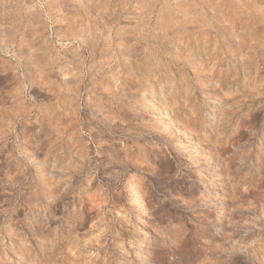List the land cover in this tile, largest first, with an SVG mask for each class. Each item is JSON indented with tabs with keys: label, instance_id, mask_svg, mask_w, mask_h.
Returning <instances> with one entry per match:
<instances>
[{
	"label": "rangeland",
	"instance_id": "rangeland-1",
	"mask_svg": "<svg viewBox=\"0 0 264 264\" xmlns=\"http://www.w3.org/2000/svg\"><path fill=\"white\" fill-rule=\"evenodd\" d=\"M0 264H264V0H0Z\"/></svg>",
	"mask_w": 264,
	"mask_h": 264
}]
</instances>
